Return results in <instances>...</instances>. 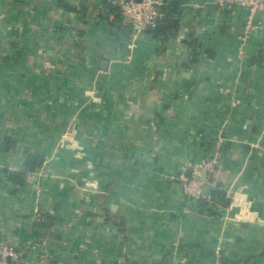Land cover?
Returning <instances> with one entry per match:
<instances>
[{"label": "crops", "instance_id": "crops-1", "mask_svg": "<svg viewBox=\"0 0 264 264\" xmlns=\"http://www.w3.org/2000/svg\"><path fill=\"white\" fill-rule=\"evenodd\" d=\"M162 2L176 27L129 49L111 0H0V242L19 264H264V20L246 35L244 9ZM214 159L216 213L178 180Z\"/></svg>", "mask_w": 264, "mask_h": 264}, {"label": "built area", "instance_id": "built-area-1", "mask_svg": "<svg viewBox=\"0 0 264 264\" xmlns=\"http://www.w3.org/2000/svg\"><path fill=\"white\" fill-rule=\"evenodd\" d=\"M218 3L229 10L235 8L245 10L246 35L256 32L264 20V0H218ZM111 4L118 9L121 25L131 32L129 49H135L139 38L146 32L147 27L157 28L162 18V0H142L141 2L136 0H111ZM216 164L217 159L202 161L194 168L195 173L197 174L199 167L205 168L208 173H211ZM178 180L184 195L188 199L211 206L215 205L219 210L223 207L221 204L216 203L211 192L206 189V180H197L195 175L189 178L185 170L179 174ZM0 256V264H9L8 258H12V264L21 262L19 251L6 242H0Z\"/></svg>", "mask_w": 264, "mask_h": 264}, {"label": "trees", "instance_id": "trees-1", "mask_svg": "<svg viewBox=\"0 0 264 264\" xmlns=\"http://www.w3.org/2000/svg\"><path fill=\"white\" fill-rule=\"evenodd\" d=\"M161 12H162V16L165 15L167 18L165 20H163L161 18L158 27L153 29L152 33L156 37H161L163 35V33L167 32L170 28H172V25H173V27H176V22H172L171 15L169 12V8H167V6L165 4H163V6L161 8ZM42 162L43 161L40 158L28 155L27 160H26L27 171H25V172H11L10 173V180L16 185H21V186L24 185L28 179L29 174L35 172L38 168H40V166L42 165ZM211 194H212L214 200L216 201V203L221 204V205L223 204L224 206L229 205V201L226 200V194L220 186L217 187L215 190L211 191ZM201 207L205 208L207 211L216 213V211L214 210L215 205L211 206L209 204L202 203ZM44 220L45 219H44V215H43L41 218V221L44 223H40L41 227H47ZM223 264H226L225 259H224Z\"/></svg>", "mask_w": 264, "mask_h": 264}, {"label": "water", "instance_id": "water-1", "mask_svg": "<svg viewBox=\"0 0 264 264\" xmlns=\"http://www.w3.org/2000/svg\"><path fill=\"white\" fill-rule=\"evenodd\" d=\"M136 1H137V2H141L142 0H136ZM146 31H151V27H147V30H146ZM108 65H109L108 61H103V62H102V69H103L104 71H106V70L108 69ZM198 171L200 172V175H199V176H195V178H196L197 180L205 181V180H206V177H207V175H208V171H207V169L202 168V167H199ZM192 174H193V172H192L191 170H189V171L186 172V175H187L189 178L192 177ZM236 242H240V237H237V238H236ZM0 259H1V256H0ZM7 260H8V263H9V264H12V263H13L12 258H8Z\"/></svg>", "mask_w": 264, "mask_h": 264}]
</instances>
